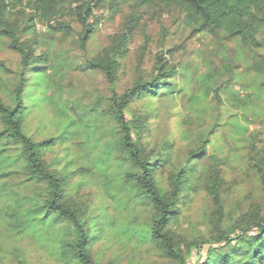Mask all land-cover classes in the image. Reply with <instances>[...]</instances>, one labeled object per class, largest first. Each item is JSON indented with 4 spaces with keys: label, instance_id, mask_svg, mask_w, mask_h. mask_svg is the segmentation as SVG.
<instances>
[{
    "label": "clouds",
    "instance_id": "9594fccd",
    "mask_svg": "<svg viewBox=\"0 0 264 264\" xmlns=\"http://www.w3.org/2000/svg\"><path fill=\"white\" fill-rule=\"evenodd\" d=\"M0 105V264H256L264 0H0Z\"/></svg>",
    "mask_w": 264,
    "mask_h": 264
},
{
    "label": "trees",
    "instance_id": "16d2710c",
    "mask_svg": "<svg viewBox=\"0 0 264 264\" xmlns=\"http://www.w3.org/2000/svg\"><path fill=\"white\" fill-rule=\"evenodd\" d=\"M5 111H7V109H5ZM243 247L247 261H252L255 258L256 264H260V261L264 260V240H262L259 235L253 236Z\"/></svg>",
    "mask_w": 264,
    "mask_h": 264
}]
</instances>
